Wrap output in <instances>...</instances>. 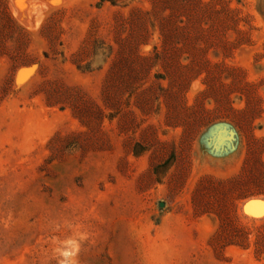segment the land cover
I'll use <instances>...</instances> for the list:
<instances>
[{"label":"rangeland","instance_id":"rangeland-1","mask_svg":"<svg viewBox=\"0 0 264 264\" xmlns=\"http://www.w3.org/2000/svg\"><path fill=\"white\" fill-rule=\"evenodd\" d=\"M152 2L0 0V264H264V0Z\"/></svg>","mask_w":264,"mask_h":264},{"label":"trees","instance_id":"trees-1","mask_svg":"<svg viewBox=\"0 0 264 264\" xmlns=\"http://www.w3.org/2000/svg\"><path fill=\"white\" fill-rule=\"evenodd\" d=\"M160 2L164 5V10L169 9V6L167 4L168 0H153L152 4L153 7H155L156 2ZM1 17L3 18V23L0 26V30H5L8 28V26H11L12 21L9 17L6 10H2ZM159 28L161 31V35L164 37V42L168 41V38L170 36V33L172 32V24H171V18L170 14H167L163 16L159 20ZM120 59V55H119ZM190 69L198 70L199 72L205 73V79L203 81V84L207 87L206 90L215 92L214 84L212 82V76L214 74L215 64H211L207 59H199V60H193ZM112 72H114V65L111 67V70L109 71V78L110 75H112ZM110 83V80L107 79ZM109 87V84L107 85V88ZM108 90V89H106ZM238 183L236 181H229L226 183V185L222 186H211L212 190L216 191L217 197V206L219 210L224 211V215L221 219V224L219 226V229L215 232V234L211 238V242L213 244H218L219 242H222L225 239L231 238H240L242 240L247 241L246 233L244 232V227L241 226L235 216L228 213V208L232 206V203L230 202V196L232 190H234V187H237ZM202 187L197 186L193 193V200L198 199L202 201V198L204 197V194L201 193ZM204 201V200H203ZM226 210V212H225ZM226 230H229V233H226ZM248 244V242H247ZM252 253L254 255L260 256L264 255V222L259 225L256 228V232L253 239V248Z\"/></svg>","mask_w":264,"mask_h":264},{"label":"water","instance_id":"water-1","mask_svg":"<svg viewBox=\"0 0 264 264\" xmlns=\"http://www.w3.org/2000/svg\"><path fill=\"white\" fill-rule=\"evenodd\" d=\"M212 125L213 126L214 125H219L221 127V129H224L226 131V133H228V135L231 136V138H233V139L236 136V131H235L234 127L228 122L221 121V122L214 123ZM257 200L263 201V200H261L259 198H256V197H250V198L244 199L243 202H242V205H241L242 211L245 213V211H244L245 208L247 210H252L254 212L258 211L254 207V203H253L254 201H257ZM159 204H160V206L163 205L162 202H160Z\"/></svg>","mask_w":264,"mask_h":264},{"label":"clouds","instance_id":"clouds-1","mask_svg":"<svg viewBox=\"0 0 264 264\" xmlns=\"http://www.w3.org/2000/svg\"><path fill=\"white\" fill-rule=\"evenodd\" d=\"M64 244L66 247L57 249L60 256L63 257V259L60 261V264H75L74 260L72 259V257L75 256L77 248L75 241L67 240L64 242Z\"/></svg>","mask_w":264,"mask_h":264},{"label":"bare ground","instance_id":"bare-ground-1","mask_svg":"<svg viewBox=\"0 0 264 264\" xmlns=\"http://www.w3.org/2000/svg\"><path fill=\"white\" fill-rule=\"evenodd\" d=\"M258 210V209H257ZM256 216H258V215H256Z\"/></svg>","mask_w":264,"mask_h":264}]
</instances>
